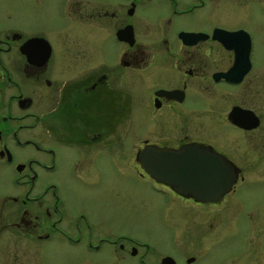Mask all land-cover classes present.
Here are the masks:
<instances>
[{
    "label": "flooded vegetation",
    "instance_id": "1",
    "mask_svg": "<svg viewBox=\"0 0 264 264\" xmlns=\"http://www.w3.org/2000/svg\"><path fill=\"white\" fill-rule=\"evenodd\" d=\"M217 1L0 0V264H74L82 244L109 257L76 264H202L226 231L227 264H264V63L243 22L195 17ZM186 148L231 166L215 199L144 165ZM105 160L170 193L177 229L159 242L97 220L87 202L118 197Z\"/></svg>",
    "mask_w": 264,
    "mask_h": 264
},
{
    "label": "rangeland",
    "instance_id": "2",
    "mask_svg": "<svg viewBox=\"0 0 264 264\" xmlns=\"http://www.w3.org/2000/svg\"><path fill=\"white\" fill-rule=\"evenodd\" d=\"M18 1L10 6L18 11ZM159 9V6L155 3ZM160 4V11L166 9ZM151 9L147 13L152 12ZM146 11V10H145ZM144 12L138 9V13ZM210 17L217 21L232 22L236 19L244 23L253 39L251 58L253 63H264V0H219L206 2L196 10L195 17ZM109 50L115 51L114 47ZM103 183H109L118 192V197L105 200L98 194L93 196V201L87 202L89 210L97 220L109 221L108 224L117 222L123 232L132 234L139 239L159 241L160 236L168 234L169 230L177 229L181 218L178 215L175 200L170 193L160 192L157 185L147 182L134 171L125 169L105 160L100 165ZM261 189V186L258 185ZM169 203V205H166ZM112 220H115L112 222ZM166 226H170L169 229ZM175 227V228H174ZM225 232V231H224ZM236 233L226 231L220 240L212 242L211 250L202 264H227L233 255L240 254V247L234 245ZM238 248V249H237ZM73 263L82 261L100 262L109 257V252L103 249L99 253H90L85 250L84 244L73 246ZM232 255V256H231ZM235 256L233 258H235Z\"/></svg>",
    "mask_w": 264,
    "mask_h": 264
},
{
    "label": "water",
    "instance_id": "3",
    "mask_svg": "<svg viewBox=\"0 0 264 264\" xmlns=\"http://www.w3.org/2000/svg\"><path fill=\"white\" fill-rule=\"evenodd\" d=\"M214 36L230 37L236 32L217 29ZM224 41V40H223ZM237 63L248 59V50L235 49ZM150 153V155H149ZM146 167L153 168L155 174L183 191H194L198 198L215 199L230 183L231 166L216 155L191 152L188 148L181 152L148 151L143 153Z\"/></svg>",
    "mask_w": 264,
    "mask_h": 264
}]
</instances>
